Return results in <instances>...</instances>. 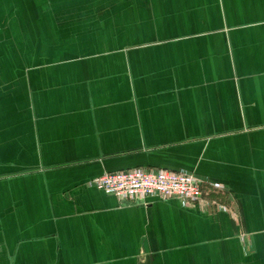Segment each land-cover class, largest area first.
<instances>
[{
  "label": "crops",
  "instance_id": "0c3cea01",
  "mask_svg": "<svg viewBox=\"0 0 264 264\" xmlns=\"http://www.w3.org/2000/svg\"><path fill=\"white\" fill-rule=\"evenodd\" d=\"M139 166L239 222L85 185ZM0 264H264V0H0Z\"/></svg>",
  "mask_w": 264,
  "mask_h": 264
},
{
  "label": "built area",
  "instance_id": "2783aa9c",
  "mask_svg": "<svg viewBox=\"0 0 264 264\" xmlns=\"http://www.w3.org/2000/svg\"><path fill=\"white\" fill-rule=\"evenodd\" d=\"M85 185L113 194L121 201L157 198L176 200L184 208L203 213L226 211L239 222L238 215L229 206L210 196L214 189H225V185L204 180L192 171L164 167H129L105 171L87 180Z\"/></svg>",
  "mask_w": 264,
  "mask_h": 264
}]
</instances>
